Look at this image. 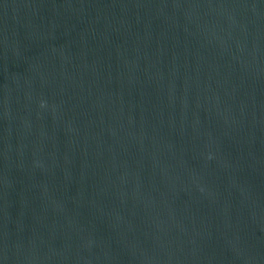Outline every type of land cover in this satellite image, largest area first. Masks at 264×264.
<instances>
[{
  "label": "water",
  "instance_id": "obj_1",
  "mask_svg": "<svg viewBox=\"0 0 264 264\" xmlns=\"http://www.w3.org/2000/svg\"><path fill=\"white\" fill-rule=\"evenodd\" d=\"M0 264H264V0H0Z\"/></svg>",
  "mask_w": 264,
  "mask_h": 264
}]
</instances>
